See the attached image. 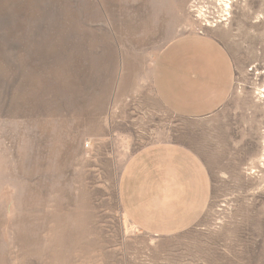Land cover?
Wrapping results in <instances>:
<instances>
[{
	"label": "rangeland",
	"instance_id": "obj_1",
	"mask_svg": "<svg viewBox=\"0 0 264 264\" xmlns=\"http://www.w3.org/2000/svg\"><path fill=\"white\" fill-rule=\"evenodd\" d=\"M193 32L236 68L197 121L150 82ZM162 140L200 152L212 183L198 223L166 237L118 199L127 158ZM0 264H264V0H0Z\"/></svg>",
	"mask_w": 264,
	"mask_h": 264
},
{
	"label": "crops",
	"instance_id": "obj_2",
	"mask_svg": "<svg viewBox=\"0 0 264 264\" xmlns=\"http://www.w3.org/2000/svg\"><path fill=\"white\" fill-rule=\"evenodd\" d=\"M236 68L215 37L186 33L168 41L151 68L152 91L173 115L194 121L212 116L230 99ZM211 176L200 152L172 140L134 151L118 181V199L129 222L143 233L166 237L193 228L206 211Z\"/></svg>",
	"mask_w": 264,
	"mask_h": 264
},
{
	"label": "bare ground",
	"instance_id": "obj_3",
	"mask_svg": "<svg viewBox=\"0 0 264 264\" xmlns=\"http://www.w3.org/2000/svg\"><path fill=\"white\" fill-rule=\"evenodd\" d=\"M228 4V3H227ZM263 97V96H262Z\"/></svg>",
	"mask_w": 264,
	"mask_h": 264
}]
</instances>
